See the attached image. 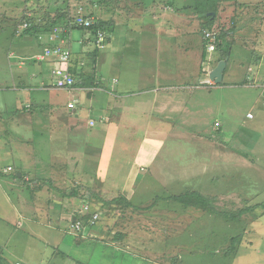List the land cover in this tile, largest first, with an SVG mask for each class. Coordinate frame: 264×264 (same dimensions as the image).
I'll return each mask as SVG.
<instances>
[{"label": "rangeland", "instance_id": "rangeland-1", "mask_svg": "<svg viewBox=\"0 0 264 264\" xmlns=\"http://www.w3.org/2000/svg\"><path fill=\"white\" fill-rule=\"evenodd\" d=\"M206 1L181 0L183 7H179L173 0L170 8L179 11L167 13L174 16L175 30L183 35L188 32L193 41L190 68H197L199 60L212 64L220 53L211 69L228 58L226 82L231 88L215 90L207 97L209 109L198 116L202 122L184 127L181 134L150 136L142 127L132 130L135 144L144 148L140 155L147 152L151 164L149 168L140 157L136 163L144 165L132 166L139 175H134L137 178L130 184L135 194L129 200L124 179L118 181L117 188L108 186L112 179L103 176L99 166L103 153L102 159L90 156L96 162L91 169L86 163L85 147L90 142L96 147L103 143V138L95 134L96 129L103 130L99 123L104 121L95 117L90 120L85 102L95 99L96 106L103 98L97 100L98 93L82 86L58 90L50 80L38 85L16 81V76L24 73L33 79L32 68L39 69L35 70L39 77L43 66L52 76L60 64L45 53L64 48L56 44L26 55L10 50L11 43L22 37L36 39L52 32L65 41L70 31H84L74 22L82 18L100 21L102 0H0V264H16L17 259H24L26 264H67L70 259L76 264H264V0H218L205 11L214 9L213 23L198 18L201 12L197 8ZM29 22H36L38 28L22 34ZM205 30L221 34V47L215 53L203 47ZM98 33L106 37L102 43L106 48V32H90L87 41L92 43ZM181 33L171 41L180 40ZM226 44L230 46L227 54L223 48ZM104 52L98 51L99 57ZM38 56L44 59L36 63L34 58ZM87 60L93 63V57ZM19 61L27 66L20 68ZM94 73L87 75L96 82L99 76ZM26 89L47 92L43 98L48 103L36 104ZM63 92L74 100L66 106L56 104L66 101L59 97ZM218 95L223 97L220 112L214 104ZM88 120L94 127H88ZM115 154L119 159L130 157L122 151ZM47 157L50 160H45ZM145 174L149 177L142 181ZM74 175L78 182L71 185L69 178ZM52 190L69 195L73 192L74 210L87 206L89 211H98L95 227L88 228L94 229L92 233L97 231L99 238L75 244V237L66 236L67 258L62 257L58 245L64 231L69 230H51L48 225L67 222L71 228L76 215L70 220L60 217L57 209L55 212L58 202L52 198ZM188 193L207 199L213 212L204 209L196 198L187 200V204L171 199ZM49 204L53 205L50 214L42 212L41 208ZM22 216L24 219H20ZM109 241H125L120 248L123 253L112 252L107 247Z\"/></svg>", "mask_w": 264, "mask_h": 264}, {"label": "crops", "instance_id": "crops-1", "mask_svg": "<svg viewBox=\"0 0 264 264\" xmlns=\"http://www.w3.org/2000/svg\"><path fill=\"white\" fill-rule=\"evenodd\" d=\"M174 1L178 3L179 7H183L181 0ZM114 4H116L117 7H115ZM174 4L173 0L106 1L105 4L103 3L104 12L100 20L107 22L108 28L111 27V30L106 32L108 44L104 50L93 49L95 39L92 43L87 41V39L91 37L88 30L82 32L70 31L69 37H66L65 41L59 38L57 39L52 35L56 33L50 32V34L41 35V38L36 39L35 37H22L18 42H12L10 45L11 52L22 55L36 54L40 52L43 47L48 49L56 44L59 45L57 47L70 50L72 55L70 72L74 75V68L77 70V74L74 75L76 81L75 86H82L83 89L98 93L97 100L103 98L102 104H96V106L94 105L95 99L85 102V105L90 109V111L86 110L89 114L88 118L90 117L89 119L91 120V117H95L97 120L101 119L104 121L103 123H99L103 130L96 129L95 134L103 138V143L100 146L101 148L94 146L90 142L92 139H89L88 141L91 145L85 147L86 158L89 160L86 163L91 169L96 162L91 161L92 158H90V156L97 155L100 159L103 157L99 166L100 169H102L101 173L103 171V176H109L110 179H112L111 185L108 184V186L117 188L118 181L121 182L124 179V192L129 200H132L131 196L135 194V190L130 184L133 182V179L137 178L134 177V175H139L136 174L132 166L137 164L136 160L138 158L140 159V157H144V164L149 165V168L151 164V161L147 160V152H145L143 156L140 155L139 151L144 148L141 146L142 144H135L136 138L132 130L137 126L142 127V131L144 133H149L150 136L158 133L163 135L169 133L181 134L184 127L197 126V124L202 122V120H199L198 116L209 109L210 98L207 97H210L215 90L231 88V84H227L228 82H226L228 80V78L226 79L228 61L223 72L221 85L214 84V82L209 79L213 63L219 58L220 53L215 57L212 64L207 62L209 65H206L204 61L200 62L199 60L197 68H190L189 52L193 51H189V49L193 46V41L191 42V37L188 32H185L184 34L186 35H183V33L175 30L174 16L172 15L179 10L174 9V12L170 8V6ZM168 10H171L172 15L167 13ZM202 17L203 16H199L198 18L201 19ZM200 22L204 24L203 19ZM178 33H181L178 38L180 40L174 43L171 39H176ZM161 37L165 40L163 41ZM186 37L187 39L183 40ZM203 37L204 33L202 34V41L205 49L206 44ZM262 38H264V36ZM74 42L77 44V48H75ZM74 48L77 51H74ZM98 51L105 52L99 57ZM205 51L207 50L205 49ZM217 51L218 49L215 47V50L210 53H215ZM88 56L93 57V63L90 64L88 62ZM205 57L206 56H203V60H205ZM34 61L36 62L35 58ZM263 64L260 70L263 69ZM26 66L27 65H24L23 68ZM31 70L35 72V74H32L33 79H29L28 75L24 73L23 75L16 76V81L21 80V82H28L29 85H38L42 81L47 82L50 80L54 85V78L45 66L42 67L39 77L36 76L37 72L35 71L39 69L32 68ZM90 71L95 72L94 74L95 76L97 75V77L99 76V80L95 82L91 74L87 75ZM259 74L260 71L255 78L256 80L259 79ZM82 76L85 78H83L84 81H82ZM86 79L89 83L86 82ZM24 91H27V94L28 92L31 93V99L35 98L36 104L48 103L47 100L43 98V95L47 92H34L38 91V89H26ZM61 94L62 95H59V97H65L66 101L56 104L66 106L69 101H74L72 96H70L71 94L67 92ZM215 98L217 101H215L214 104L217 111L220 112L222 110L223 97L218 95ZM224 108H228V105L224 104ZM96 112L97 115L95 114ZM67 114L68 112L65 109V115H63L66 118ZM90 120L87 122L88 127H94V123L92 125L89 124ZM218 126V128H220L221 125L219 124ZM172 143H175V141ZM148 144L152 146L153 143L150 141ZM117 151H122L124 156L130 157H121V159H119L115 156ZM105 152L106 154H104ZM102 153L103 156L101 157ZM76 155L77 154H74L75 157ZM45 160H50V157H47ZM112 164H114L113 169L111 168ZM144 164H137V166ZM126 165L128 170L123 171ZM154 166L162 172V168H158L155 164ZM146 176L149 177V175L146 174L142 175L141 180L143 181ZM69 179H71V185H73L74 182H78V177L76 175L71 176ZM81 180L86 179L80 178V181ZM48 182L52 183L54 180L49 179ZM51 187H53V185H51ZM50 194L52 198L58 202V204L54 206V209L55 212L57 209L60 217L66 216L72 220L73 215H76L74 219H76V221L80 220L82 223L81 230L77 232H72L67 222L54 226L48 225V229L51 230H66V228L69 230V233L64 231L60 237L61 244L58 245L59 248H62L61 252L63 253V258L66 257L64 254H67L64 248L66 236L75 237V241L73 242L75 244L77 241L86 244L91 241V239L94 240L99 238L100 234L97 233V231L92 233L90 231L94 229L88 228L91 226L95 227L96 222L94 225H91L89 221L93 213L98 214L97 210H91L88 214L83 213L82 208L84 206L80 207L79 211L74 210L72 208V199L75 197L73 192L69 195L62 190H52ZM52 206L53 205L49 204L47 208H41V211L50 214V208ZM128 207L131 209L130 205H128ZM39 212L40 211H38V213ZM35 218L37 219L36 216ZM20 219H24V217L22 216ZM98 220L99 218L97 221ZM26 221H28L27 218ZM22 226L23 223L21 227ZM63 235H65V237ZM108 238L110 239V237ZM124 242L109 241L107 247L112 252L123 253L120 248L123 246ZM125 245H127V243ZM128 253L129 252L126 254ZM25 262L24 259H17L15 263L26 264ZM67 264L76 263L73 259H70Z\"/></svg>", "mask_w": 264, "mask_h": 264}, {"label": "built area", "instance_id": "built-area-1", "mask_svg": "<svg viewBox=\"0 0 264 264\" xmlns=\"http://www.w3.org/2000/svg\"><path fill=\"white\" fill-rule=\"evenodd\" d=\"M93 24V21H85L83 18L79 19L78 21L76 20L74 22V25L84 28V29H89ZM27 28V25L24 24L22 26V29L25 30ZM204 42L206 44L205 49L208 52H213L216 47V42H217V35L214 32L211 31H205L204 32ZM106 37L102 33H98L97 36L95 37L94 44H93V49L95 50H103L104 44H102L105 41ZM46 57L52 58L54 61L59 63L60 65L56 66L55 69L53 70L52 76L54 78V86L57 89L60 90H67V89H72L75 84V77L74 75L71 74L70 72V63H71V52L68 49H60V48H55L53 50H48L45 53ZM36 61L40 62L41 60L44 59V57H35ZM81 62V61H80ZM23 61H19V66L22 67L24 66ZM248 118H251V115H247ZM93 123H91L92 125ZM84 214H88L89 210L87 206H84L82 208ZM99 218L97 213H93L91 215L90 219V224L94 225L97 219ZM72 228L73 232L80 231L82 228V223L80 220L76 221L74 224L70 225Z\"/></svg>", "mask_w": 264, "mask_h": 264}, {"label": "trees", "instance_id": "trees-1", "mask_svg": "<svg viewBox=\"0 0 264 264\" xmlns=\"http://www.w3.org/2000/svg\"><path fill=\"white\" fill-rule=\"evenodd\" d=\"M106 1H108V0H102V4L104 3H106ZM216 1H218V0H208V1H206L203 5H200V7L199 8H197L198 9V12L200 13H203V14H201L200 13V16H202V15H207V14H209V13H214V12H212V10H214V9H212L211 11H209V12H205L206 11V9L208 8V6H211V7H213V5H214V3H218V2H216ZM232 1V0H231ZM205 12V13H204ZM197 13V12H196ZM203 19H206L207 21H209V22H211V23H213L214 22V20L216 19V13H214V16L212 17L211 15L210 16H203L202 17ZM29 24V27L26 29V31H23L24 33H22V34H28L31 30H35V29H37L38 27H36L37 25V23L36 22H32V23H28ZM85 30H90V32H92L93 34H96V32L97 31H103V32H107L108 30H111V27L110 28H108V23L107 22H103V21H98V20H93V24H92V26L89 28V29H85ZM84 30V31H85ZM220 36H221V34L220 35H218V37H217V45H216V49H219V47H221V42H220ZM223 48H225L227 51H226V54H227V52H228V49L230 48V46L228 45L227 46V44L225 45V46H223ZM35 62V61H34ZM38 61H36V63H37ZM73 73H74V75H76L77 74V70L74 68V70H73ZM82 78V81H84V77L82 76L81 77ZM84 78V79H83ZM193 198H196L197 200H198V204H200V205H202L203 207H204V209H206L207 211H210V212H213V209H212V207H210V205H209V202H208V200L207 199H205V198H203V197H200V196H198L197 195V193H188V194H186V195H184V196H181V197H173V198H171L173 201H175V202H179V203H183V204H187L188 203V201L187 200H192ZM242 212V211H241ZM240 212V213H241Z\"/></svg>", "mask_w": 264, "mask_h": 264}, {"label": "water", "instance_id": "water-1", "mask_svg": "<svg viewBox=\"0 0 264 264\" xmlns=\"http://www.w3.org/2000/svg\"><path fill=\"white\" fill-rule=\"evenodd\" d=\"M214 16V13H209L207 15H202V16ZM228 58H226L223 61H220L218 63V65L216 66V68L211 71V73L209 74V79L214 82V84H220L222 82V78H223V72L226 68V64H227Z\"/></svg>", "mask_w": 264, "mask_h": 264}]
</instances>
